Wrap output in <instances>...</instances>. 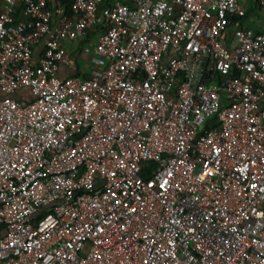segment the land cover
<instances>
[{"label": "built area", "instance_id": "obj_1", "mask_svg": "<svg viewBox=\"0 0 264 264\" xmlns=\"http://www.w3.org/2000/svg\"><path fill=\"white\" fill-rule=\"evenodd\" d=\"M51 1L0 0V264H264V0Z\"/></svg>", "mask_w": 264, "mask_h": 264}, {"label": "trees", "instance_id": "obj_2", "mask_svg": "<svg viewBox=\"0 0 264 264\" xmlns=\"http://www.w3.org/2000/svg\"><path fill=\"white\" fill-rule=\"evenodd\" d=\"M74 1L75 0H63L62 1L63 5L66 8V11L69 14H71V12H72V5H73ZM116 1H120L122 3H125V4L131 6L130 0H104L103 8L115 3ZM57 3H58V0H52L51 3H50V8L54 9V7H55V5H57ZM22 9H23V7L17 9V16H16L17 18H20L21 13H22ZM95 35H96L95 33L94 34H90L88 39L85 40V42H83L82 45L83 46H87V45H89L91 43L96 42V36ZM75 71L77 72L78 76L82 75L83 72L86 71L85 61H82L81 58H78V59L75 60Z\"/></svg>", "mask_w": 264, "mask_h": 264}, {"label": "crops", "instance_id": "obj_3", "mask_svg": "<svg viewBox=\"0 0 264 264\" xmlns=\"http://www.w3.org/2000/svg\"><path fill=\"white\" fill-rule=\"evenodd\" d=\"M25 0H21V4L19 5V7H18V9L19 8H22V2H24ZM132 0H130V4L132 5ZM3 5H4V3H0V9H2L3 8ZM252 15L254 16V18H255V20H256V22H252L251 23V27H253L255 30H257V31H262V32H264V21H263V19L262 18H260L261 16H259L258 15V12L256 11V10H253L252 11ZM76 57H77V59L78 58H81V57H79L77 54H76ZM82 61H85L86 62V60H83L82 59ZM87 69V68H86ZM88 69H90L89 67H88Z\"/></svg>", "mask_w": 264, "mask_h": 264}, {"label": "rangeland", "instance_id": "obj_4", "mask_svg": "<svg viewBox=\"0 0 264 264\" xmlns=\"http://www.w3.org/2000/svg\"><path fill=\"white\" fill-rule=\"evenodd\" d=\"M90 67H91V65H90Z\"/></svg>", "mask_w": 264, "mask_h": 264}]
</instances>
